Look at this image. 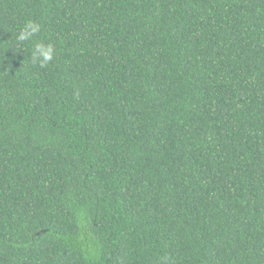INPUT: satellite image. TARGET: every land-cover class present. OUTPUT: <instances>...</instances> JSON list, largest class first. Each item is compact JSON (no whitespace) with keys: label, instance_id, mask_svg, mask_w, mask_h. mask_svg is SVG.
Instances as JSON below:
<instances>
[{"label":"trees","instance_id":"16d2710c","mask_svg":"<svg viewBox=\"0 0 264 264\" xmlns=\"http://www.w3.org/2000/svg\"><path fill=\"white\" fill-rule=\"evenodd\" d=\"M0 264H264V0H0Z\"/></svg>","mask_w":264,"mask_h":264},{"label":"clouds","instance_id":"9594fccd","mask_svg":"<svg viewBox=\"0 0 264 264\" xmlns=\"http://www.w3.org/2000/svg\"><path fill=\"white\" fill-rule=\"evenodd\" d=\"M41 30V25L32 20H28L22 26L17 39L19 41L31 40L35 37L37 33ZM33 56L39 54L43 57L40 63V67L47 66L48 62L52 61L55 55V49L52 44H48L46 47L42 43H36L32 51Z\"/></svg>","mask_w":264,"mask_h":264}]
</instances>
